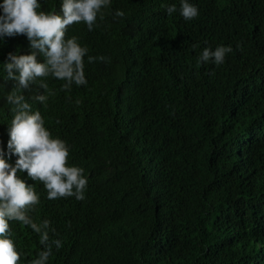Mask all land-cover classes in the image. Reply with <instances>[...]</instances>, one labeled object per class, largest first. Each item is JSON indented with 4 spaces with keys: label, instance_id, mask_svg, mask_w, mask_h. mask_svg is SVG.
<instances>
[{
    "label": "trees",
    "instance_id": "16d2710c",
    "mask_svg": "<svg viewBox=\"0 0 264 264\" xmlns=\"http://www.w3.org/2000/svg\"><path fill=\"white\" fill-rule=\"evenodd\" d=\"M188 2L192 20L181 0H111L91 31L84 22L66 31L88 49L86 85L64 89L49 75L18 93L88 181L82 201L49 200L41 181L17 173L39 197L28 215L48 233L46 264H264V0ZM38 3L59 14L62 0ZM219 46L232 48L223 63L198 62ZM31 51L24 35L0 39L5 159L16 82L4 64ZM9 224L19 264H32L40 234Z\"/></svg>",
    "mask_w": 264,
    "mask_h": 264
},
{
    "label": "clouds",
    "instance_id": "9594fccd",
    "mask_svg": "<svg viewBox=\"0 0 264 264\" xmlns=\"http://www.w3.org/2000/svg\"><path fill=\"white\" fill-rule=\"evenodd\" d=\"M110 3L111 0H62V15L37 11L41 7L38 0H3L0 3V39L24 35L32 50L31 54L26 55L9 53L4 64L8 79L16 82L15 90L7 96L8 103L14 105L7 148L8 159L13 155L17 159L14 165L10 164L5 159L3 149H0V264H19L21 259L10 238L9 221L21 222L40 234V244L44 249L32 264H46L51 255L52 245L48 243L47 231H42L41 226L28 215L32 206L39 203V197L34 186L21 179L18 172L26 171L30 179L41 181L49 200L70 196L81 201L85 199L84 190L88 181L83 175L84 170L68 166L69 150L66 143L51 137L44 127L40 112H33L24 95L18 93L29 89L37 78L49 75L65 80L64 89L70 88L72 83L86 85L84 57L88 49L82 47L75 36L65 39L66 31L73 23L80 22H84L91 31L101 9ZM175 11V5L167 8L169 15ZM198 14L195 5L188 0H181L180 15L185 20H192ZM124 15L121 10L115 12L116 17L122 18ZM231 51L230 46H219L215 51L205 48L198 62L213 60L219 65L224 62L225 54ZM38 53L44 57V62L37 61ZM96 59L104 61L105 57H88L90 63ZM39 87L48 90L46 83L41 82ZM35 99L43 103L47 95L38 94ZM48 227L49 222L44 221L43 228ZM53 243L57 248L60 247L59 240Z\"/></svg>",
    "mask_w": 264,
    "mask_h": 264
}]
</instances>
